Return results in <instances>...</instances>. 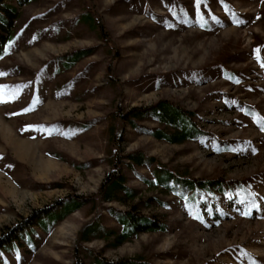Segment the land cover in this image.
<instances>
[{
    "label": "rangeland",
    "instance_id": "rangeland-1",
    "mask_svg": "<svg viewBox=\"0 0 264 264\" xmlns=\"http://www.w3.org/2000/svg\"><path fill=\"white\" fill-rule=\"evenodd\" d=\"M5 1L19 14L0 56L15 94L0 103V240L53 213L0 247V264H264V0H207L201 15L194 0ZM162 101L200 133L174 142L157 134L180 123L125 117ZM118 153L134 193L104 201ZM164 169L222 187L163 185ZM133 208L166 227L118 244V212Z\"/></svg>",
    "mask_w": 264,
    "mask_h": 264
},
{
    "label": "trees",
    "instance_id": "trees-1",
    "mask_svg": "<svg viewBox=\"0 0 264 264\" xmlns=\"http://www.w3.org/2000/svg\"><path fill=\"white\" fill-rule=\"evenodd\" d=\"M20 3H25L27 0H18ZM19 9L18 6L7 3L5 0H0V56L5 51V48L12 42L14 39L13 37V26L15 20L18 18ZM86 54L85 52L79 55L75 60H77L80 56H83ZM152 113V114H158L159 118L162 120H165V118H170L174 122L180 123L181 129L177 131L176 133L172 135H168L166 133H158L157 136L160 138H166L170 141L174 142H183L198 133H200L199 128L192 122L191 120V112L185 111L184 109L177 107L169 102L162 101L158 104H156L153 107L142 109V108H133L125 117L131 116L133 118L135 117H142L145 115V113ZM129 118V117H128ZM119 153L115 155V160L113 162V169L108 173L107 177L103 181L102 184V196L104 201H114L119 200L118 198V192L123 190L126 192L125 195L131 196L134 193V190L126 187L124 182V176L122 174V167H121V161L119 157ZM142 155L140 153L137 154H131L130 159L133 160V162H142ZM160 173L157 175V182L161 183L163 185H167L172 179L175 180L176 183H180L182 186L188 187L189 191H193V189H201V188H210L213 185H215V181L208 180V181H201L196 179H191L184 177L180 179V176L175 175V172L170 171L169 169L159 170ZM221 181L217 182V187H222ZM195 191V190H194ZM196 194V193H194ZM193 196V193H192ZM122 198V197H120ZM73 205H68L65 208L64 212L58 216L63 217L65 214L70 213L71 211L78 208L80 205H78L77 199H72ZM45 214H36L35 219H29V221H25L22 224H19L17 228L11 230V232L8 235H5L4 238H1L0 240V247L5 246L12 240L16 239L17 234L20 233L22 230H25L29 226L33 225L36 220L43 218L44 216L50 215L53 213V211H44ZM118 221L121 224L122 228L121 231L118 233L116 240L118 241V244H121L125 242L126 240L131 239L132 237L142 233V232H148V231H155V230H164L165 225L159 221L156 220L154 217L143 215L139 212H137L134 208L126 211H119L118 212ZM56 216V217H57ZM99 229L96 224H89L87 225L82 233H81V239L83 241H89L93 234ZM99 264H105L102 260L98 261ZM116 264H140L135 259H130L126 261H121Z\"/></svg>",
    "mask_w": 264,
    "mask_h": 264
},
{
    "label": "snow or ice",
    "instance_id": "snow-or-ice-1",
    "mask_svg": "<svg viewBox=\"0 0 264 264\" xmlns=\"http://www.w3.org/2000/svg\"><path fill=\"white\" fill-rule=\"evenodd\" d=\"M206 3H207V0H194V6L197 9V15H201V13L199 12V9H200L201 5H205L206 6ZM235 22L237 24L240 23L239 20H236ZM256 52H257V55L259 56V49H257ZM261 66L264 67V64H262ZM0 75H2V74H0ZM14 98H15V94H13L11 96H8L7 99H6L3 90L0 89V103L7 102L8 99H14ZM29 110H31V109H25V111H29ZM262 119H264V118H262ZM252 151L254 152L255 150L252 149ZM251 207H256V205L253 204V205H251ZM247 214H249V213H245V215H247Z\"/></svg>",
    "mask_w": 264,
    "mask_h": 264
}]
</instances>
